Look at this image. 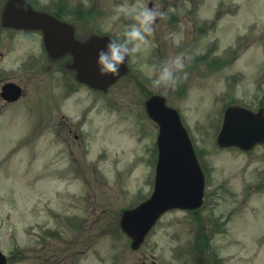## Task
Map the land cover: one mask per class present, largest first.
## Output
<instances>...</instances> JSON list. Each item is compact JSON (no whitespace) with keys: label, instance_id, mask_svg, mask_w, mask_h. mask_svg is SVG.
<instances>
[{"label":"rangeland","instance_id":"1","mask_svg":"<svg viewBox=\"0 0 264 264\" xmlns=\"http://www.w3.org/2000/svg\"><path fill=\"white\" fill-rule=\"evenodd\" d=\"M36 1L38 7L47 3ZM117 1L93 0L94 11L84 13L83 21L79 17L78 25L115 38L133 22L130 16L122 24L116 21L121 13ZM122 1L130 7L141 2ZM80 2L69 1L72 7ZM153 3L166 16L157 21L150 43L130 56V73L108 95L92 94L81 85H76L78 93L66 92L63 71L54 67L47 73L44 59L41 75L31 82L32 97L21 102L26 117L11 119L9 130L3 129L7 118L0 119V251L5 264H264V184L248 187L261 176L264 181V145L250 154L215 145L224 103L264 97V0ZM177 52L188 54L187 75L181 74L171 89L150 87V69ZM155 93L177 108L189 127L209 175V200L197 226L194 214L173 209L159 219L146 248L133 250L131 238L117 227L135 199L148 194L154 130L140 129L147 122L139 112ZM89 105L84 154L72 137L63 134L58 140L53 126L61 112L74 122L79 109ZM92 132L100 133V141L91 138ZM99 152L106 153L104 161L97 160ZM95 166L98 176L91 171ZM176 232L179 241L171 236ZM186 239L195 248H184Z\"/></svg>","mask_w":264,"mask_h":264},{"label":"flooded vegetation","instance_id":"2","mask_svg":"<svg viewBox=\"0 0 264 264\" xmlns=\"http://www.w3.org/2000/svg\"><path fill=\"white\" fill-rule=\"evenodd\" d=\"M9 1L0 0V119L7 118V120H2L5 124L11 120L12 107L14 112H19L17 109L19 103L11 106L12 103L8 100L11 91H4L7 84L13 82L18 86L19 94H22L18 102L30 100L29 97H32V94L28 95L23 90L31 84L32 80L41 75L39 72L40 68L42 71V67L40 66L45 59L47 72H52L54 67H59L63 71L62 75L66 76L65 91L78 93L79 89L76 85L79 84L74 80L75 72L69 69L74 62V44H85L92 38L119 39L122 33V31L117 33L114 38L109 34L85 30L83 26L78 25L82 24L79 17L82 16L83 21L84 13L94 11L93 0H83L81 6L78 3L73 7L69 3L70 0H47L46 5L41 7H38L39 3L36 0H23L26 7L23 11L16 9L19 13L14 19L26 20V22L20 27L8 26L3 23L2 16ZM20 3L21 0H16L15 7L19 8ZM114 5L122 6L123 1L118 0L114 2ZM98 15L104 18L106 14L101 11ZM71 18L76 19L75 22L70 21ZM126 19L127 15L120 13L116 21L122 24ZM50 38L53 50L48 52L45 48V41ZM22 48H25L26 52H21ZM90 109V105L79 109L80 122L78 125L70 122L69 117L61 112L56 117L57 120L53 126L55 137L58 140L59 138L64 139L62 136L65 134L66 137H73L76 140L80 150L87 148L85 137L88 133L83 130L82 121ZM22 112L25 114V109ZM151 125L154 129L155 125L153 123Z\"/></svg>","mask_w":264,"mask_h":264},{"label":"water","instance_id":"3","mask_svg":"<svg viewBox=\"0 0 264 264\" xmlns=\"http://www.w3.org/2000/svg\"><path fill=\"white\" fill-rule=\"evenodd\" d=\"M15 23H18V21L16 20ZM15 23L9 22V24L15 26L21 25ZM85 67V70H79V74L82 77L81 80L90 86L98 87L96 84L98 83V80L91 78L92 72H96L98 70L96 63H87ZM125 70L126 68L124 67V64L121 65L119 75L124 73ZM116 76L118 77V75L107 74L106 80L112 81ZM148 105L150 106V116L153 117L157 122L159 121L158 123L160 125L161 132L158 141L160 153L157 165V190L153 199L147 205H145L146 207H150L151 211L145 215L146 220L144 221V224H147L148 221H150L156 214L158 215L161 211L167 208L190 207V202L194 203V201L197 200L196 198L198 197L199 191L201 190V182H199L198 179H195V186L189 188V177L192 175H197L200 177V172L198 166L195 163L188 143L187 146L183 144V150H181V153L175 151L176 153L174 152V154H172L171 150L170 153L167 154L165 144H163L165 132L174 127L170 124L169 126L165 125L163 123V118L173 121H176L177 118L172 117L173 114L167 110L163 97H152L149 100ZM231 113L232 112L228 113L226 116L225 123L223 124L221 133L217 139L218 145L238 146L240 148L247 149L256 142L263 140L264 127L258 125L260 124V120L254 121L257 119H254L253 116L246 112L245 114L236 113L235 115ZM169 137L170 139L174 138L170 134ZM191 172L193 173L190 175ZM133 214L136 215V212L126 214L125 216L130 217L133 216ZM144 224L142 226L146 227ZM123 227H126V221L123 222ZM145 229L142 231L143 233ZM125 230L129 231L127 228H125ZM134 238L139 240L137 236H134Z\"/></svg>","mask_w":264,"mask_h":264},{"label":"clouds","instance_id":"4","mask_svg":"<svg viewBox=\"0 0 264 264\" xmlns=\"http://www.w3.org/2000/svg\"><path fill=\"white\" fill-rule=\"evenodd\" d=\"M151 5V7H149ZM23 11V0L18 5ZM119 12L130 16V23L121 33L119 39L109 40L96 56L98 74L119 75L120 67L130 56L140 53L144 46L150 43L149 38L154 35L155 26L159 19L166 16L162 6L153 0H141L138 5L127 4L118 9ZM189 57L185 52H177L163 60L158 66L150 69L152 79L150 87L153 89H171L180 82L181 74L186 76L185 68Z\"/></svg>","mask_w":264,"mask_h":264}]
</instances>
